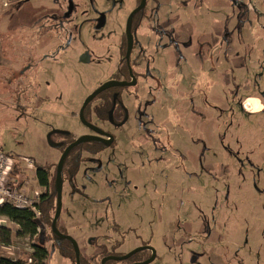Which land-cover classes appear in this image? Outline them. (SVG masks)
Segmentation results:
<instances>
[{
	"label": "rangeland",
	"instance_id": "obj_1",
	"mask_svg": "<svg viewBox=\"0 0 264 264\" xmlns=\"http://www.w3.org/2000/svg\"><path fill=\"white\" fill-rule=\"evenodd\" d=\"M177 1L170 0V12L184 14L176 8ZM66 4L68 7L76 5L71 19H78L76 22L80 24L79 43L84 48L90 47L86 51L78 47L80 52L90 56L86 64H77L79 53H76L78 49H72L73 40L66 44L65 37L67 33L70 35V25L65 32L62 26V20L68 18ZM152 5L157 11L149 15L145 24L154 30V38L151 32L149 36L157 42L160 34L157 19L160 13L167 11L162 10L164 5L159 6L156 0H149L148 9L154 7ZM132 6L131 0L0 1V9L4 7L0 10V150L20 162L22 170L27 166L26 158L34 161L36 169L40 165L47 167L51 187L44 194L49 195L54 190L56 166L62 156L61 147H53L48 142V133L65 130L78 138L87 133L74 114L78 113L87 94L113 77L120 67L123 23L115 30L118 21L111 16L107 27L95 30L104 33L106 38H93L90 28L95 13L113 10L121 20ZM190 6L186 16L193 17L197 29L210 31L214 25V29L221 31L227 22L251 24V31L244 30L246 54L235 61L219 52L220 71L213 74L211 81L202 72L192 82L194 73L191 75L185 68L184 75L175 72L177 76L163 81L164 88L151 93L156 105L169 107L165 113H160V120L170 121L172 130L178 132L182 105L204 104V112L217 93L219 119L216 129L210 130V136L201 135L200 167L191 170L190 164L197 147L190 142L200 140L196 136H190L192 140L187 139L185 147L191 159L177 160L176 164L165 162L168 167L157 164L155 159L162 152L156 150L159 148L156 133L145 139L146 145H142L145 140L137 137L124 149L118 146L120 161H116V156L112 158V178H105L108 170L94 174L101 170L102 164L108 169L99 156L87 163L85 173L80 172L81 192L70 197L71 187L65 182L58 225L78 242L81 253L86 257L94 256L96 264L104 249L112 255H124L150 241L163 253L167 250L166 241L171 248L176 244L173 232L191 231L193 237L197 231L209 228H217L219 234H223L221 249L227 251V259L232 264H264V111L251 113L244 107V100L251 95L264 102V0H191ZM145 32V26L141 27L139 33ZM191 34L197 39L200 37L197 31ZM76 36L74 29L71 37ZM199 63L202 67L203 63ZM80 67L88 68L81 70ZM255 77H258L257 82ZM257 102L259 109L261 104ZM149 123L147 135L158 132L155 121ZM207 125L211 129L210 119ZM126 129H123V138ZM133 132L145 134L146 129L136 121ZM59 139L60 136L53 137V140ZM141 148L145 150L141 154L143 161L137 156ZM16 175L29 176L32 185L38 187L35 189L45 190L35 171L18 170ZM48 202L40 201L43 209L48 207ZM49 205H53V210L49 211L52 217L56 200ZM37 220L43 229L39 237H19V226L0 215V225H7L13 232L11 245L0 243V255L26 259L34 252V245L39 244L49 250L46 264H72L73 248L68 246L71 260H66L69 257L54 245L50 224ZM213 234L216 236L215 232ZM227 239L228 244H225ZM209 243L216 244V238ZM236 249H240L238 254Z\"/></svg>",
	"mask_w": 264,
	"mask_h": 264
},
{
	"label": "flooded vegetation",
	"instance_id": "obj_2",
	"mask_svg": "<svg viewBox=\"0 0 264 264\" xmlns=\"http://www.w3.org/2000/svg\"><path fill=\"white\" fill-rule=\"evenodd\" d=\"M156 1L159 3V6L164 5L162 10L167 11V13H160L161 16H158L157 19L159 24H157L156 27L160 25L158 27L160 31L158 35L159 38L157 37L159 41L157 42L156 39L154 40L149 36L151 32L154 38V30H152L148 24H145L149 15L157 11L154 5H152L154 7L149 6L148 9L149 0H131L133 6L130 8L125 18L121 20L114 14L117 12L113 10L95 13V21L92 22L90 28L93 38L95 36H99L100 39L106 38L104 33H96L95 30L107 27L111 16H114L115 20L118 21L114 29L120 28L123 23L121 31L123 29L125 31L119 42L120 56L118 61L120 67L113 77L109 80H104L93 91L87 94L78 113L76 112L74 114L85 129L88 130L84 135H88L90 140L71 148L64 161L63 179L64 184L67 182L71 187L70 197L82 191L79 187V185H81L79 174L80 172L82 173V171L85 173L87 163L102 156L101 161H105L108 169H105L106 167L102 164L101 170L94 174H103V170H108L107 174H104V176L105 178H112V172L114 170L112 158L116 156V161H120L118 146L122 145L124 149V146L128 145L132 139L137 137L145 140L158 133L157 140L159 142V148L156 150H160L162 154L156 157L155 162L165 165V162L176 164L177 160L185 161L187 157L191 159L192 155L189 152L186 153L185 147L187 146V139L192 140L190 136H196L200 140H193L190 142L194 146H197L194 152L195 158L193 159V163H190L193 167L191 170L200 167V163H202L200 154L201 149H198L200 147L198 145L201 144L203 140L201 135L207 138L211 135L210 130L214 131L217 127L219 117L217 118L216 115L220 105L217 99V93L215 99H213V102L209 105V109L204 110V112L202 111V109H204V104L200 105L197 102H189L188 104L184 103L182 105L184 110L180 117L179 132L172 130L170 121L160 120L162 118L160 113H165L169 107L164 104L159 106L156 105V99L151 93L154 90L164 88L163 81L167 82L168 78H172L174 75L177 76L175 72L179 71L184 75L186 72L185 68H187L191 75L194 73L192 82L193 79H197L198 73L201 74L202 72L207 76V79L211 81L213 74L215 72L219 73V52L226 53L229 55L230 59H235V61H239L245 56L247 51L245 45L247 43L243 40L247 39V34L244 30L246 29L247 33L251 31V24H247L245 21H241L235 25L231 22H227L223 27L225 30L222 29L221 31L214 29V25H211L213 30L210 31L201 28L197 29L194 28L196 26L193 24V17L190 15L186 16L187 7H191V0L177 1L176 8L184 11V14L179 13L178 15L170 12V0H163V2L160 0ZM66 6L68 7L67 4ZM75 6V4H71V7H68V18L62 20V26H64L65 29L66 26L70 25V35L67 33L65 40L67 41V45L73 40L72 49H78L76 51V53H79V56H77V64L79 62L86 64L90 56L86 52H80L79 48L81 47L80 49L86 51L90 47L84 48L79 43L81 27L80 24L76 22L78 19L73 21L71 19ZM227 7H229V4ZM128 20L131 23L132 44H130L128 38ZM209 22H211V20ZM72 23L73 25H71ZM143 26H145L146 32L139 33L140 28ZM68 29L69 28H66L64 32ZM74 29L77 31V36L72 39L71 36ZM193 31H197L200 34L198 39L191 34ZM155 43L157 46L154 45ZM172 49L173 52H171ZM103 57L109 58L107 55ZM225 59H227V57ZM199 62L203 63L202 67L199 66ZM88 65L89 64H87V66ZM85 68L87 69L88 67H80L79 69L82 70ZM256 76L260 75L257 74ZM257 78L255 82L258 81ZM259 78H261V76ZM112 81L122 82L124 84L105 86L106 83ZM148 83H150V85H148ZM98 90L99 92L96 96L83 108L86 99ZM182 94L185 95L184 92ZM136 98H139V101ZM246 99L244 100V105ZM216 101L218 103H216ZM208 119L211 120V129L207 125ZM150 120L151 122L155 121L158 132L155 130L151 135H147ZM136 121L141 127H145V134L142 132L135 134L133 132ZM205 123L206 125H204ZM125 127H127L125 130L126 135L123 138L122 132ZM51 132L54 133L49 136ZM176 134H179V136H176ZM54 136H60V139L57 141L53 140ZM47 139L51 146L61 147L63 154L78 137L72 136L70 132L65 130H52L48 133ZM146 143L147 141L145 140L142 145H146ZM144 152L145 150L141 148L137 154L142 161L144 159L141 154ZM172 158L175 159L172 161ZM195 164H197V166ZM168 166L165 165V167ZM81 168L83 169L81 170ZM65 175L67 177L66 179ZM42 196H45V199L50 201L53 199L51 194H43ZM59 230L63 232L60 227ZM213 232H215L216 236ZM52 235L55 242L54 245L59 246L60 249L63 244L65 245L64 241H68L60 238L53 233V231ZM172 237L176 243L175 246L171 248L168 241H166L165 246L167 250L163 253H160L150 241H146L130 251L129 253L137 250L129 258L123 260H106L105 264H109L113 261L117 262V264H232V262H230L231 260L227 259V251L221 249L222 243L220 242L223 239V234H219L217 228H209L207 231H197L193 237H191V231L185 234L177 231V233L173 232ZM215 238L216 244L209 243L210 241H214ZM195 240L198 241L193 243ZM67 243L69 247L71 246L73 248L75 256L73 244L70 241ZM225 244H228V239ZM239 250L240 249L235 250L236 254L239 253ZM127 254L112 255L111 252L104 249L99 264H102V261L106 259V257H121ZM69 259L71 260L70 257ZM80 261L81 264H96L94 263L96 262L94 256L86 257L84 253H81ZM71 263L76 264V257L74 259L72 258Z\"/></svg>",
	"mask_w": 264,
	"mask_h": 264
},
{
	"label": "trees",
	"instance_id": "obj_3",
	"mask_svg": "<svg viewBox=\"0 0 264 264\" xmlns=\"http://www.w3.org/2000/svg\"><path fill=\"white\" fill-rule=\"evenodd\" d=\"M36 176L38 182L41 186L49 189L51 187V175L49 169L45 166H38L36 169ZM54 190L51 192L52 198L51 201H46L44 199L45 196L41 197L42 202H48L47 208H42L41 204H39L41 217L36 218L35 213L27 208H17L9 204H4L0 207V215L9 218L12 222L16 223L19 226L17 230V236L19 237H39L41 231L43 230L41 226H39L38 220L41 219L46 224L52 223V219L54 216L49 215V211L53 210L52 204L56 200V207H57V190H56V176L54 177ZM52 189V188H51ZM56 211V209H55ZM40 229V232L38 231ZM52 229V228H51ZM12 229L7 225H0V243L6 246L11 245L12 242ZM65 245L61 247L60 251L64 256H69L68 253V241H64ZM49 257V250L42 245L35 244L34 245V252L26 259L18 258L13 259L7 256L0 255V264H46L45 261ZM74 259V257L71 256Z\"/></svg>",
	"mask_w": 264,
	"mask_h": 264
},
{
	"label": "built area",
	"instance_id": "obj_4",
	"mask_svg": "<svg viewBox=\"0 0 264 264\" xmlns=\"http://www.w3.org/2000/svg\"><path fill=\"white\" fill-rule=\"evenodd\" d=\"M25 161L27 166H24L22 170L20 162L11 154L0 150V207L9 204L17 208H27L35 213L36 218H40L39 204L43 195L42 190L35 189L38 187L32 185L29 176L16 175L18 170L35 171L36 173V166H33L34 161L30 158H26ZM38 231L40 232V229Z\"/></svg>",
	"mask_w": 264,
	"mask_h": 264
},
{
	"label": "water",
	"instance_id": "obj_5",
	"mask_svg": "<svg viewBox=\"0 0 264 264\" xmlns=\"http://www.w3.org/2000/svg\"><path fill=\"white\" fill-rule=\"evenodd\" d=\"M144 4V3H143ZM142 4V5H143ZM128 38L130 41V44H132V35H131V23L128 20ZM124 83L122 82H108L106 83L105 86H111V85H123ZM99 92L96 91L94 93H92L85 101L83 108L96 96V94ZM59 131V130H57ZM54 132H51L49 134V136L51 134H53ZM87 140H90V137L88 135H83L81 137H79L74 143H72L62 154L60 161L57 165V171H56V190H57V207H56V211L54 214V217L52 219V223H51V230L53 231V233H55L57 236H59L62 239H66L68 241H70L73 246H74V250H75V257H76V264H81V252H80V247L78 242L70 235L63 233L59 230L58 227V221L59 218L61 216L62 210H63V186H64V179H63V165H64V161L69 153V151L71 150V148H73L74 146L82 143V142H86ZM137 250L125 255V256H121V257H114V256H109L106 257V259H104L102 261V264H105L106 260H123V259H127L129 258L131 255H133Z\"/></svg>",
	"mask_w": 264,
	"mask_h": 264
},
{
	"label": "crops",
	"instance_id": "obj_6",
	"mask_svg": "<svg viewBox=\"0 0 264 264\" xmlns=\"http://www.w3.org/2000/svg\"><path fill=\"white\" fill-rule=\"evenodd\" d=\"M4 7H2L1 9H3ZM0 9V10H1ZM1 14V13H0ZM220 71V70H219ZM251 97H254V98H256L257 100H259V102H260V104H261V106H260V108L258 109V110H251V109H248L247 107H246V102H247V100H248V98H251ZM218 100H219V98H218ZM246 102H245V105H244V107H245V109L246 110H248L249 112H254V113H257V112H261V111H264V102H263V100L262 99H260V98H258L256 95H251V96H249V97H247V99H246ZM35 176H36V173H35ZM32 178H33V176H32ZM38 180V179H37ZM43 187V186H42ZM45 190L44 191H42L43 192V194L44 193H47V188H45V187H43ZM41 190V189H40ZM45 195V194H44ZM44 199H45V197H44ZM46 201H49V200H47V199H45ZM66 260H69L70 261V259H68V258H65Z\"/></svg>",
	"mask_w": 264,
	"mask_h": 264
},
{
	"label": "bare ground",
	"instance_id": "obj_7",
	"mask_svg": "<svg viewBox=\"0 0 264 264\" xmlns=\"http://www.w3.org/2000/svg\"><path fill=\"white\" fill-rule=\"evenodd\" d=\"M247 108H250L251 110L254 108V110H258L259 104L254 98H250L246 102Z\"/></svg>",
	"mask_w": 264,
	"mask_h": 264
}]
</instances>
